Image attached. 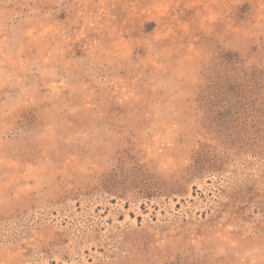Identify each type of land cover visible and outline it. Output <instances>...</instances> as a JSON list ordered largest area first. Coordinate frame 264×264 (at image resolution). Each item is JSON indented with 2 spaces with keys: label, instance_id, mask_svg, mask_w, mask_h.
Wrapping results in <instances>:
<instances>
[{
  "label": "rangeland",
  "instance_id": "374dc122",
  "mask_svg": "<svg viewBox=\"0 0 264 264\" xmlns=\"http://www.w3.org/2000/svg\"><path fill=\"white\" fill-rule=\"evenodd\" d=\"M0 264H264V0H0Z\"/></svg>",
  "mask_w": 264,
  "mask_h": 264
}]
</instances>
